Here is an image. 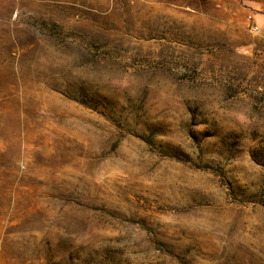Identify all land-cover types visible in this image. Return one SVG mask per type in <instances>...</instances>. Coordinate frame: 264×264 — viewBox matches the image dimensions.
<instances>
[{
	"label": "rangeland",
	"instance_id": "374dc122",
	"mask_svg": "<svg viewBox=\"0 0 264 264\" xmlns=\"http://www.w3.org/2000/svg\"><path fill=\"white\" fill-rule=\"evenodd\" d=\"M0 264H264V0H0Z\"/></svg>",
	"mask_w": 264,
	"mask_h": 264
},
{
	"label": "built area",
	"instance_id": "2783aa9c",
	"mask_svg": "<svg viewBox=\"0 0 264 264\" xmlns=\"http://www.w3.org/2000/svg\"><path fill=\"white\" fill-rule=\"evenodd\" d=\"M252 28H253V29H256V28H257V26H256L255 24H253V25H252Z\"/></svg>",
	"mask_w": 264,
	"mask_h": 264
}]
</instances>
